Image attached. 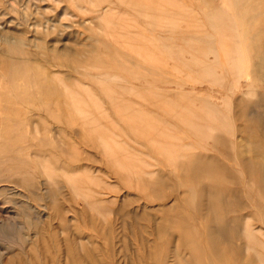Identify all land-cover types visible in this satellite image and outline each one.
I'll list each match as a JSON object with an SVG mask.
<instances>
[{
  "label": "rangeland",
  "instance_id": "374dc122",
  "mask_svg": "<svg viewBox=\"0 0 264 264\" xmlns=\"http://www.w3.org/2000/svg\"><path fill=\"white\" fill-rule=\"evenodd\" d=\"M0 75V264H264V0H0Z\"/></svg>",
  "mask_w": 264,
  "mask_h": 264
},
{
  "label": "crops",
  "instance_id": "0c3cea01",
  "mask_svg": "<svg viewBox=\"0 0 264 264\" xmlns=\"http://www.w3.org/2000/svg\"><path fill=\"white\" fill-rule=\"evenodd\" d=\"M29 62H33L35 64V68H38V69H42V61L38 60V61H35L34 59H30ZM1 75H0V80H1ZM3 82V81H2ZM4 88L1 89L0 91V112L2 114H4L6 111H8L11 115H16V116H23L21 115L20 113H14V111L12 110L13 108L10 107L11 105H16V104H19L18 103V98H15L14 95L10 94V91H9V88L6 87V84L3 82V85H2ZM1 87V86H0ZM9 93V95H8ZM43 100V99H42ZM20 103H24L23 101L20 102ZM45 104V103H44ZM46 112H44L45 114ZM32 117L34 116V114L31 115ZM37 118H41L42 115L41 114H38L36 116ZM0 121H6V118L2 117L0 118Z\"/></svg>",
  "mask_w": 264,
  "mask_h": 264
},
{
  "label": "bare ground",
  "instance_id": "6f19581e",
  "mask_svg": "<svg viewBox=\"0 0 264 264\" xmlns=\"http://www.w3.org/2000/svg\"><path fill=\"white\" fill-rule=\"evenodd\" d=\"M247 1V0H246ZM250 5H252V3L250 4ZM245 7V6H244ZM247 9L249 8V6L248 7H246ZM252 10V9H251ZM252 14V13H251ZM246 15V14H245ZM252 16V15H251ZM153 17V16H152ZM232 18V17H231ZM243 18V17H242ZM252 19V18H251ZM251 19H249V20H251ZM245 24V23H244ZM240 26H242V25H238V27H240ZM130 27V26H129ZM142 27V26H141ZM198 40V39H197ZM91 47V46H90ZM107 49V48H106ZM115 52V51H114ZM191 55V54H190ZM85 57V56H84ZM194 57V56H193ZM195 58V57H194ZM201 62V61H200ZM202 63L203 64H205L203 61H202ZM206 65H207V63H206ZM57 66V65H56ZM61 67H63V66H61ZM69 67V66H68ZM84 73V72H83ZM105 76V75H104ZM107 76V75H106ZM116 76V75H115ZM101 77V76H100ZM140 77V76H139ZM98 81H100V80H98ZM126 82V81H125ZM120 83H121V81H120ZM146 83V82H145ZM250 86V85H249ZM249 86H248V88H249ZM120 87V86H119ZM119 87H118V89H119ZM121 88V87H120ZM124 89H125V87H123ZM133 89V88H132ZM132 89L130 90V91H132ZM121 91H123L122 89H121ZM134 91V90H133ZM93 93V92H92ZM163 93V92H162ZM246 94H248V92L246 93ZM250 94V93H249ZM118 96V95H117ZM134 96V95H133ZM140 96V95H139ZM159 96V95H158ZM138 97V96H137ZM142 97V96H141ZM116 100V99H115ZM237 102H238V100H237ZM239 106V105H238ZM193 122V121H192ZM209 130V129H208ZM214 132V131H213ZM245 147V146H244ZM185 163V162H184ZM187 165V164H186ZM182 166V165H181ZM149 174V173H148ZM151 175V174H150ZM150 175H148V176H150ZM155 175V174H154ZM168 177V176H167ZM147 184H145V186H146ZM177 193V192H176ZM83 196V195H82ZM174 199V198H173ZM173 202V201H172ZM180 202V201H179ZM102 203V202H101ZM206 203V202H205ZM96 204V203H95ZM169 204H171V203H169ZM169 204H167L168 206H169ZM95 206V205H94ZM161 207H162V205H161ZM167 207V206H166ZM180 207V206H179ZM101 208H104V207H101ZM96 210V209H95ZM98 210V209H97ZM103 210V209H102ZM159 210V209H158ZM99 211H101V209L99 210ZM104 211V210H103ZM185 212H187V211H185ZM150 216V215H149ZM262 218V217H261ZM115 222V221H114ZM191 223V222H190ZM200 224V223H199ZM114 225V224H113ZM247 226V225H246ZM147 229V228H146ZM135 232V231H134ZM151 232H149V234H150ZM152 234V233H151ZM150 234V235H151ZM201 235V234H200ZM140 236V235H139ZM76 237V236H75ZM123 237H125V236H123ZM78 238V237H77ZM135 238V237H134ZM126 239V238H125ZM129 239V238H128ZM85 240V239H84ZM80 241V240H79ZM203 241H205V240H203ZM88 242V241H87ZM111 242V241H110ZM122 243H123V240L121 241ZM147 242H148V240H147ZM83 243V242H82ZM99 243V242H98ZM150 243V242H149ZM157 244V243H156ZM91 245V244H90ZM160 245V244H159ZM92 246V245H91ZM112 246V245H111ZM156 246V245H155ZM123 247V246H122ZM121 247V248H122ZM154 247V246H153ZM159 247V246H158ZM125 248V247H124ZM126 248H128V247H126ZM156 248H157V246H156ZM113 249V248H112ZM92 250H93V248H92ZM104 251V250H103ZM119 252H120V250H118ZM126 251V250H125ZM94 253V252H93ZM118 253V252H117ZM126 253V252H125ZM150 253V252H149ZM113 254V253H112ZM156 254V253H155ZM95 255V254H94ZM127 255V254H126ZM126 255H124V257L126 256ZM135 255H136V253H135ZM96 256V255H95ZM98 256V255H97ZM106 256H107V254H106ZM118 256V255H117ZM134 256V255H133ZM156 256V255H155ZM84 257V256H83ZM142 257V256H141ZM157 257V256H156ZM155 257V258H156ZM84 258H86V257H84ZM123 258V257H122ZM130 258H128V260H129ZM137 259H139V258H137ZM158 259V258H157ZM132 260V259H131ZM130 260V262L132 263V261ZM150 260V259H149ZM86 261V260H85ZM106 261V260H105ZM152 261V260H151ZM118 262V261H117ZM125 262V261H124ZM129 262V263H130ZM85 263V262H84ZM159 263V262H158ZM82 264V263H81ZM120 264V263H119ZM124 264V263H123ZM156 264H157V262H156Z\"/></svg>",
  "mask_w": 264,
  "mask_h": 264
}]
</instances>
